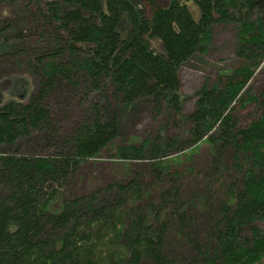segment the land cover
<instances>
[{
    "label": "trees",
    "instance_id": "obj_1",
    "mask_svg": "<svg viewBox=\"0 0 264 264\" xmlns=\"http://www.w3.org/2000/svg\"><path fill=\"white\" fill-rule=\"evenodd\" d=\"M147 1L150 11L135 0H64L38 8L39 15H48V23L57 18L74 22L72 37L61 41L52 36L51 51L37 56L35 70L44 75L37 97L27 104L0 102V145L31 140L32 131L45 126L52 129L45 101L61 88V79L73 84V71L91 80L108 104L86 109L74 134L61 141L69 146L62 148L59 158H0V181L11 192L6 199L0 195V264H258L264 259V231L254 224L264 216V110L244 128L234 117L237 103L245 105L254 98L246 88L253 67L264 57V0H168L166 6ZM190 1L201 10L199 20L189 10ZM32 2L40 7L42 0ZM242 5L257 14L255 20L248 16L237 23V50L246 55V63L219 84L198 92L197 109L184 117L190 141L170 138L165 143L159 135V144L153 143L157 156L172 148H190L185 151L188 160L202 142L208 143L206 168L197 171L195 165H187L189 175L199 180L185 182L186 173L179 172L172 177L170 163L159 160L153 171L171 185L161 190L156 203H143L148 194L137 178L115 190L109 187L108 196L96 202L90 200L85 215L82 203L65 200L60 214L56 211L41 226L37 214L49 211L59 190H51L41 202L32 187L36 175L42 184L47 179L65 180L81 163L97 160L118 132L117 114L105 113L110 105L129 106L150 97L152 109L160 112L166 105L171 112H180L181 67L196 54L208 52L215 25L229 22V8ZM123 16L130 25L124 38L118 31ZM150 36L160 39L164 53L150 46ZM74 42L89 46L87 56L79 57ZM141 153L121 150L128 160ZM199 194L205 199L206 223H212L208 250L196 239L203 219L193 206ZM245 229L251 238L244 236ZM50 230L53 236L39 237Z\"/></svg>",
    "mask_w": 264,
    "mask_h": 264
},
{
    "label": "rangeland",
    "instance_id": "obj_2",
    "mask_svg": "<svg viewBox=\"0 0 264 264\" xmlns=\"http://www.w3.org/2000/svg\"><path fill=\"white\" fill-rule=\"evenodd\" d=\"M33 0H0V102L3 105L11 100L27 104L31 99L37 97L42 91L44 79L43 73H37V56L45 52H50V39L57 35L61 41L70 40L71 30L74 22L67 23L64 18H57L51 23L47 22L48 15H39L38 8H43L45 2H59L64 4V0H42L40 3H33ZM138 6L150 11V3L147 0H135ZM161 6H166L168 0H157ZM47 7V6H46ZM195 20L201 17V10L195 1L188 3ZM65 8V6H63ZM71 9V7H68ZM67 9V8H66ZM48 12L46 9H44ZM230 21L218 22L214 27V37L207 53H198L195 57L186 62L180 70L181 79V111L171 112L165 105L162 111L158 112L153 108L155 103L150 97L134 102L129 106L118 103L106 108L105 113L118 116V132L115 138L109 142L103 150L102 155L97 160H87L80 164L78 169L71 171L67 179H47L45 183L38 179L36 175L32 183L35 192H39L37 197L44 201L53 189L59 190L57 200L50 204L48 212L37 214L41 226L52 220L54 213L62 207L63 201H77L81 204L80 211L86 214V205L90 200L96 202L108 196L109 187L112 190L140 179L145 187L148 196L144 199V204L156 203L161 190L170 187V183L162 182L154 173L153 165L159 160L170 163V170L181 174L186 173L185 182L199 180L196 176L188 173L187 165H195L198 171L206 168L210 158V145L202 142L191 160L185 156L190 149L173 148L167 153L154 154V145L161 135L163 142L167 143L170 138L179 140H191L188 134L189 125L184 123V117L190 115L197 109L198 92L205 86L213 87L227 78L228 73L234 68L243 66L246 63L245 54L240 55L237 50L238 21L250 16L255 20L257 14L249 13L248 7L242 5L240 8H229ZM217 18L219 15L215 14ZM130 25L126 16L121 19L118 31L121 37L128 34ZM150 46L157 53H164L161 41L157 37H148ZM81 54L79 57L87 56L89 46L85 43L74 42ZM18 61V62H16ZM72 83L61 79V88L52 92L46 99V109L50 112L51 127H42L40 130L32 131L31 140H16L11 144L0 145V158L26 157L57 159L62 155V148L69 146L61 142L65 137L69 138L74 134L76 127L83 121L82 116L86 109L94 104H108L103 96L96 90L91 80L82 77L79 71H73L70 76ZM88 86V87H87ZM253 96V100L245 105L237 103L235 105L234 117L238 122V127H247L255 118H258L264 110V57L258 59L257 65L253 67V77L247 84L246 93ZM111 118V117H110ZM109 119V118H107ZM50 122V121H49ZM44 125L47 121L42 122ZM53 129L55 132H52ZM54 141V142H51ZM141 150L142 156L134 159H126L121 155V150ZM186 151V152H185ZM188 153V152H187ZM136 154V153H134ZM233 151L230 150L228 160L230 165L234 163ZM181 157V162L175 164V159ZM189 163V164H188ZM244 164H248L247 161ZM8 184L0 181V195L6 199L11 193L7 190ZM13 192V191H12ZM198 201L193 205L200 211L203 218L200 226L197 227V237L199 245L203 250H208L210 245L209 235L212 231V223H206L208 216H204L206 210L204 197L199 194ZM90 201V202H91ZM89 202V204H90ZM130 204V202H128ZM94 205V204H92ZM97 205V204H96ZM94 205L95 208L99 206ZM43 214V215H42ZM254 224L264 231V216L257 218ZM51 227L47 228L50 229ZM15 226L11 227V231ZM45 232L46 228L43 229ZM53 236L54 232L42 233L39 237ZM244 236L251 238L249 230L245 229ZM198 258H200L198 256ZM264 264V259L261 263Z\"/></svg>",
    "mask_w": 264,
    "mask_h": 264
}]
</instances>
